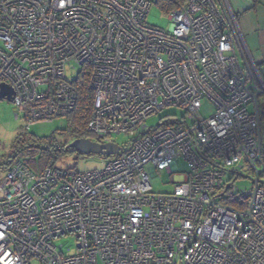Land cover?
<instances>
[{
    "label": "built area",
    "instance_id": "2783aa9c",
    "mask_svg": "<svg viewBox=\"0 0 264 264\" xmlns=\"http://www.w3.org/2000/svg\"><path fill=\"white\" fill-rule=\"evenodd\" d=\"M152 4L169 30L146 23ZM84 65L87 130L119 150L94 170L0 172V264H264V82L228 1L0 0V83L25 129L74 109L66 71ZM166 107L181 116L146 124ZM242 166L249 190L233 186ZM160 171L169 192L152 189ZM233 195L241 208L221 202ZM67 236L72 253L55 244Z\"/></svg>",
    "mask_w": 264,
    "mask_h": 264
},
{
    "label": "rangeland",
    "instance_id": "374dc122",
    "mask_svg": "<svg viewBox=\"0 0 264 264\" xmlns=\"http://www.w3.org/2000/svg\"><path fill=\"white\" fill-rule=\"evenodd\" d=\"M146 23L150 26L161 28L165 31L171 28V22L168 20L167 14L164 13L157 5L152 4L147 15ZM79 67L76 66L74 69H68L66 71V77L68 80H72L76 77L79 72ZM264 102V95L259 97V103ZM15 106L12 102L6 99L0 98V154L7 155L11 150V145L14 138L18 133H24L27 131L29 136L36 137L38 139H43L49 137L52 134L55 136V141L58 143H70L73 138L66 134L57 133L58 130L65 129L67 127V120L65 117H55L51 121L37 122L28 130H25V125L22 118H15ZM199 115L202 117H208L213 113V106L209 101H204L199 109ZM175 114L181 116L182 110L175 107H166L161 110L155 116L149 118L146 122L148 126H155L159 124L160 118L168 115ZM115 140L120 146L126 140L123 135H118ZM17 162V161H16ZM19 162V161H18ZM178 165V171L180 173H186L187 167L185 162L178 158L176 159ZM59 166L62 167H75L79 171L84 170H94L101 168L102 166V156L100 155H82L77 157L75 153H70L63 155L59 160ZM235 173L232 175L233 186L239 189L249 190L252 186L253 174L249 172L247 167L242 166V168H236ZM243 175L242 177H238ZM246 176V177H245ZM238 177V178H237ZM151 186L155 192H169L173 187V183L170 180V176L166 171H160L158 176L151 179ZM55 244L61 245L59 248L64 253H72L75 249V239L74 237L67 236L65 238H60L55 241ZM68 249V250H67ZM30 264H39L36 260H31Z\"/></svg>",
    "mask_w": 264,
    "mask_h": 264
},
{
    "label": "trees",
    "instance_id": "16d2710c",
    "mask_svg": "<svg viewBox=\"0 0 264 264\" xmlns=\"http://www.w3.org/2000/svg\"><path fill=\"white\" fill-rule=\"evenodd\" d=\"M165 6H167L168 9L173 7V5L169 3H166ZM263 65L264 64L258 66V68L262 71V79L264 82V71L261 69V66ZM89 75V68L84 65L79 70L76 77L72 79V84L77 93L76 104L74 109L64 116L67 120V127L58 130L57 133L69 135L73 139H93L92 134L87 130V123L91 116L93 99V91L89 85ZM257 101L262 136V154L264 158V108H262L261 103H259V97ZM29 135L30 134L27 133V131L24 133H18L13 140L10 152H8L7 155L0 154V172L8 169L9 166L16 161H19L27 169L33 172H41L47 166H59V160L63 155L70 153H75L77 157L83 155L70 148L68 142L63 144L60 142L57 143L54 134L43 139H38ZM73 168L76 169L75 167ZM221 202L234 208H241L239 201L234 195L232 197L223 196Z\"/></svg>",
    "mask_w": 264,
    "mask_h": 264
},
{
    "label": "crops",
    "instance_id": "0c3cea01",
    "mask_svg": "<svg viewBox=\"0 0 264 264\" xmlns=\"http://www.w3.org/2000/svg\"><path fill=\"white\" fill-rule=\"evenodd\" d=\"M227 1L237 17L238 27L251 60L256 66L264 64V0ZM261 106L264 108V102Z\"/></svg>",
    "mask_w": 264,
    "mask_h": 264
},
{
    "label": "water",
    "instance_id": "95a60500",
    "mask_svg": "<svg viewBox=\"0 0 264 264\" xmlns=\"http://www.w3.org/2000/svg\"><path fill=\"white\" fill-rule=\"evenodd\" d=\"M0 98L12 102L13 91L5 83H0ZM68 146L83 155L110 156L119 150V146L115 143L100 144L88 138H75Z\"/></svg>",
    "mask_w": 264,
    "mask_h": 264
}]
</instances>
